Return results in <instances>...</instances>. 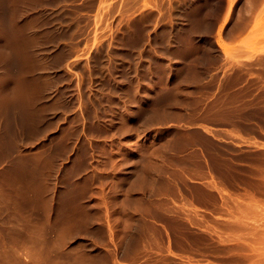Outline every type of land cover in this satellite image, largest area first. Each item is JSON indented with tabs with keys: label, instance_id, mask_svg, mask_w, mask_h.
<instances>
[{
	"label": "rangeland",
	"instance_id": "1",
	"mask_svg": "<svg viewBox=\"0 0 264 264\" xmlns=\"http://www.w3.org/2000/svg\"><path fill=\"white\" fill-rule=\"evenodd\" d=\"M25 30L41 33L4 40V59L44 66L45 110L0 167V264H264V148L213 152L232 191L222 215L170 218L164 232L142 218L106 225L101 205L102 144L138 146L143 175L149 144L181 142L161 132L170 122L264 133V0H84Z\"/></svg>",
	"mask_w": 264,
	"mask_h": 264
},
{
	"label": "crops",
	"instance_id": "2",
	"mask_svg": "<svg viewBox=\"0 0 264 264\" xmlns=\"http://www.w3.org/2000/svg\"><path fill=\"white\" fill-rule=\"evenodd\" d=\"M83 1L0 0V27L15 24L17 29L8 33L0 31V167L12 160L16 153L28 149L23 140V129L26 126L23 121H35L34 127L37 128L39 120L44 119L42 114L45 110L44 66L6 63L4 40L38 38L41 31L25 30L32 20L60 10L62 4ZM38 83L41 84V90L39 87L37 89ZM237 88L235 86L233 90ZM36 110L43 112L39 114ZM245 123L256 128L258 126L257 119ZM176 129L180 143L148 145L149 165L154 164V167L143 175L138 166V146L109 143L101 145L103 150L110 153L108 157H112L110 164L102 171L107 176L101 185V205L103 215H106L103 223L108 225L109 216L115 215L131 217L133 220L142 218L154 229L172 232L174 229L170 227V218L192 222L189 215L206 217L224 214L221 207L232 195V191L216 171L218 161L214 159L213 152H222L226 143L241 150L264 148V133L245 131L236 125L206 122L190 124L183 120L166 124L161 132H165L168 137V132ZM44 136V131L41 130L40 135L36 134V142L43 140ZM158 164L161 167L159 171ZM141 175L144 180L142 185L138 181ZM146 180L148 184L145 185ZM197 229L212 231L214 228L210 223L204 222ZM149 250L142 251L131 261L146 262V258L152 253Z\"/></svg>",
	"mask_w": 264,
	"mask_h": 264
},
{
	"label": "bare ground",
	"instance_id": "3",
	"mask_svg": "<svg viewBox=\"0 0 264 264\" xmlns=\"http://www.w3.org/2000/svg\"><path fill=\"white\" fill-rule=\"evenodd\" d=\"M208 11H209V10H208ZM208 11H207V12H208ZM211 11H212V10H211ZM209 12H210V11H209ZM215 12L217 13V11H215ZM210 13L215 15L214 12H210ZM210 13H206V14H209V15H210ZM207 17H208V16H207ZM214 17H216V16H214ZM210 18H211V16H210ZM207 19H208V18H207ZM214 19H215V18H214ZM211 21H212V20H211ZM211 21H210V22H211ZM206 22H207V21H206ZM208 22H209V21H208ZM213 22H214V20H213ZM210 24H211V23H210ZM212 24H213V23H212ZM212 24H211V25H212ZM206 27H208V25H207ZM208 29H209V28H208ZM206 30H207V28H206ZM30 68H31V67H30ZM40 83H41V81H40ZM40 83L36 84V86L38 85V86H37V89H38V87L40 88V85H41ZM34 85H35V84H34ZM32 86H33V84H32ZM30 87H31V85H30ZM33 87H35V86H33ZM31 88H32V87H31ZM43 88H44V87H42V89H43ZM34 90H35V89H34ZM39 90H41V88H40ZM37 91H38V90H37ZM37 93H39V92H37ZM37 97H38V95H37ZM37 102H38V101H37ZM35 103H36V102H35ZM35 106H36V105H35ZM36 107L38 108V106H36ZM41 107H42V106H40V108H41ZM34 109H35V108H34ZM42 109H43V108H42ZM34 111H35V110H34ZM36 111L38 112V110H36ZM39 111H42V112H43V110H39ZM42 112H41V113H42ZM38 113H39V112H38ZM41 113H39V114H41ZM165 257H169V255H168V256L165 255ZM163 258H164V257H163Z\"/></svg>",
	"mask_w": 264,
	"mask_h": 264
}]
</instances>
